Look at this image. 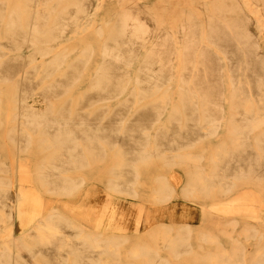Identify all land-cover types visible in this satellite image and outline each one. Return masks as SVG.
Here are the masks:
<instances>
[{
	"label": "bare ground",
	"instance_id": "1",
	"mask_svg": "<svg viewBox=\"0 0 264 264\" xmlns=\"http://www.w3.org/2000/svg\"><path fill=\"white\" fill-rule=\"evenodd\" d=\"M242 1L255 19L240 0H0V264H264V219L241 204L249 188L264 206V0ZM29 168L52 195L98 176L117 199L92 222L53 206L18 236ZM179 195L231 206L154 222L174 205L145 202Z\"/></svg>",
	"mask_w": 264,
	"mask_h": 264
},
{
	"label": "rangeland",
	"instance_id": "2",
	"mask_svg": "<svg viewBox=\"0 0 264 264\" xmlns=\"http://www.w3.org/2000/svg\"><path fill=\"white\" fill-rule=\"evenodd\" d=\"M189 0H141V4L145 7L152 9H159L160 11L167 10L170 13H178L183 8H192L197 6L195 4H188ZM241 12L245 15H250L252 19H255V14H253V7L251 8L247 3L240 0ZM103 15V13H102ZM258 26V32L261 39V45L264 48V25L261 22H256ZM20 161H18V165ZM19 170V169H18ZM32 169L17 171L16 181L19 189L24 191V197L20 200V212L16 217V224L12 227L13 233L18 236L28 229L31 225L28 218L37 217L46 213L51 207L56 206L61 208L68 214H72L80 219L90 220L96 219L95 209L103 208L104 204L109 201L116 200V195L111 193L105 186L102 177H89L86 180L85 186L82 192L77 197H65L52 195L45 192L39 188L32 176ZM87 177V174H85ZM172 180L176 183L178 187V192L181 190V185L185 181V173L180 169H174L171 173ZM241 193L244 202L242 205L247 206L250 210L259 213V215L264 219V206L257 200V193L249 188H242ZM223 197H209L201 202L195 201L189 198L181 197L180 195L171 203L164 206L150 205L145 202L146 209H158L160 207H167L171 204L174 205L173 213H169L166 216H162L160 219L154 222H168L172 223L176 227H180L184 223H189L191 225L197 226H212L213 223H217L220 219L226 216L224 210H227L231 206L230 200L222 199ZM137 202V201H136ZM132 202V203H136ZM204 205V206H203ZM252 208V209H251ZM257 220V219H255ZM224 228V227H223ZM228 229V228H226ZM230 233L237 234V231H233L230 228ZM228 232V233H229ZM169 247H164L162 244L161 255H167L169 253ZM191 264V263H183Z\"/></svg>",
	"mask_w": 264,
	"mask_h": 264
}]
</instances>
